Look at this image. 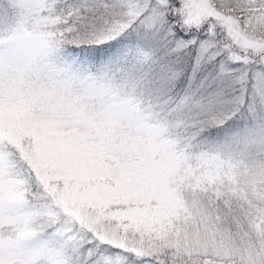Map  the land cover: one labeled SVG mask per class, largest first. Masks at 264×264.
Listing matches in <instances>:
<instances>
[{"label":"snow or ice","instance_id":"obj_1","mask_svg":"<svg viewBox=\"0 0 264 264\" xmlns=\"http://www.w3.org/2000/svg\"><path fill=\"white\" fill-rule=\"evenodd\" d=\"M0 264H264V0H0Z\"/></svg>","mask_w":264,"mask_h":264}]
</instances>
